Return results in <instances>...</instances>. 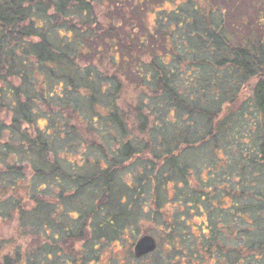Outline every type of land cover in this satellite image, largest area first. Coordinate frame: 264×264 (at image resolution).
I'll list each match as a JSON object with an SVG mask.
<instances>
[{
	"label": "trees",
	"instance_id": "1",
	"mask_svg": "<svg viewBox=\"0 0 264 264\" xmlns=\"http://www.w3.org/2000/svg\"><path fill=\"white\" fill-rule=\"evenodd\" d=\"M143 1L0 0V226L15 218L34 248L10 257L0 241V264H100L105 251L110 264H264V1L232 24L222 0H188L155 9L153 28ZM124 75L153 95L146 115L128 112L146 138L117 104ZM76 146L96 156L68 167L59 153ZM198 170L209 179L191 186ZM171 183L180 209L158 219ZM139 209L161 225L138 234ZM146 236L156 249L135 259Z\"/></svg>",
	"mask_w": 264,
	"mask_h": 264
},
{
	"label": "rangeland",
	"instance_id": "2",
	"mask_svg": "<svg viewBox=\"0 0 264 264\" xmlns=\"http://www.w3.org/2000/svg\"><path fill=\"white\" fill-rule=\"evenodd\" d=\"M261 1H264V0H261ZM260 0H222L223 3L226 4L228 10H229V14L231 16V20H234V21H231L232 24H241L242 21H243V13H239L243 8H244V12L245 13H251V14H254L255 15V12H253V8L255 6H257L260 2ZM188 0H144L142 3L145 4L147 7H148V12L146 14V16H143V24L145 27H150V28H153V24L155 25L156 24V17L155 15L153 14L154 13V10L155 9H162V10H166V11H169V9H174V8H183V9H188V4H187ZM247 4V6H246ZM221 4H219L220 6ZM246 6V7H245ZM262 5H258L256 8H257V11L259 9H261ZM206 11H212L211 9H206ZM97 13H98V17L99 19H102V17H107V13H105V8L102 7L101 5H99L97 7ZM250 16V15H249ZM260 15H258L259 17ZM118 21V20H117ZM262 21V20H260ZM141 30L137 29L136 32H140ZM258 32H261L264 34V24L260 26V28H258ZM142 34V33H141ZM159 53V56H161V58H164L163 57V51L161 52H158ZM107 62V61H106ZM104 62V63H106ZM146 63H150L149 59L147 60ZM108 67L107 63L105 64V67ZM123 74H126V73H123ZM125 77V75H124ZM126 81H124V84H125V87H127L125 90H123V95L120 96V98H118V106L121 107L123 109V111L125 112V114H127L128 117H130L128 120V124L130 125V127H127L129 133L131 134L132 132L130 130L133 131L134 134H137V135H141L143 136L144 138H146V133L148 131V129H144L145 132H142L141 134L139 133L140 131L139 130H136L138 125H137V119L138 117H136V115H134L133 113L129 114V107H140V110L142 111L143 114L146 115V106L143 105L144 102H147L145 100V96L147 94H149L146 90L145 87L142 86V84L138 81H136L135 79L133 78H130V77H125ZM184 80V79H183ZM182 79H180L181 82H183ZM255 85V81H252L248 86H246V89H245V92L243 94L245 95H248L250 94L251 92V88ZM209 93V96L212 97L213 95H215V92L214 91H208ZM141 95V98L139 99ZM150 95V94H149ZM143 96V97H142ZM153 95H150L148 97H152ZM168 116V119H169V122H173L176 115H171V113H169ZM185 121L191 125H196V122H197V118L195 117H192V116H185ZM131 121V123H129ZM156 121V120H155ZM245 122H248L247 120H245ZM45 124V121H40L39 122V126L41 127L42 125ZM245 124V123H244ZM128 125V126H129ZM151 127V125H150ZM112 140L109 139L108 143L107 144H104L105 146H109L111 145L112 147ZM64 150V149H63ZM63 150L59 153L60 157L63 158L64 157V164L66 162H71L73 163L74 165H71L69 164L68 167L72 166H77V164H80V160L81 158L84 160V159H87V158H90L92 159L95 155V152L92 151V150H87V154L85 155H80L82 153V146H76L75 148H71L70 150H68L69 152H63ZM60 151V150H59ZM204 157V155H203ZM217 157H222V152L221 150L218 151L217 153ZM206 159H204V161L209 164V161L206 157H204ZM95 159V158H94ZM123 173H130L132 172V175H135L136 176H139L141 175L142 173H140L138 171V168L136 166H133L131 169H128V168H125L123 169ZM140 173V174H139ZM206 173L207 171H205L204 173H201L199 172H194V175H193V178H195L196 180H193L192 178V185L191 186H195V183H197V181H202V182H205L207 181L206 179H209L208 178V175L206 176ZM141 176H144L143 174ZM207 177V178H206ZM125 182L126 184H129L131 186H135V184L132 183L131 179H125ZM150 185V184H149ZM148 184L147 185H144L143 187V192L145 191L144 193V200H148V198L151 197V193H150V186ZM173 184H169L168 185V188L162 192V196H163V204L160 203V205L162 206V208H160V210H158V216L157 218L160 219L161 216H163L164 220H167V219H170L171 216H172V219L174 216H176L179 211L180 208L174 206L175 203H173V197H175V192L173 191ZM211 185V180L210 182L207 184H205L206 187H209ZM74 192H72V195H73ZM141 196L138 197V199H140ZM227 203L225 204V207H227L229 204H230V201L229 200H226ZM189 214V220H190V216L192 217V212H190ZM151 215V214H150ZM135 220L137 219V221L139 222L138 224H135V230L138 234H144L145 235V232L147 230V227L151 224L155 225V226H160L161 223H158L157 221L154 222L152 220H149L148 218V214H147V210L145 209L143 211V209H139L138 212L135 213ZM189 220L186 221V224H188ZM172 222V221H171ZM198 222V220H196V223ZM16 219L14 218L12 221H9L7 223H3L2 226H0V241L1 242H5L6 245H8L9 247L11 246L12 249L11 251H8V255H10V257L12 256L13 254V251L15 248H18L19 250H21V254H22V257L25 256L26 253H31L33 252V249L34 248H29V249H26L28 248V244H30L28 241L25 240V242H21V239L20 237H18L17 233L15 232V226H16ZM148 231V230H147ZM20 234V233H19ZM127 236H129V238L132 239V236L128 233ZM79 247V245L77 246V248ZM115 248V247H113ZM112 248V249H113ZM103 251V250H102ZM109 251V250H107ZM118 252V251H117ZM107 252L105 251L103 253V259L101 261L100 264H110L109 262H107V256H106ZM118 254H121L120 252H118ZM43 255L40 254L39 257H35L33 256V260L35 262H37V260ZM21 257V259H22ZM43 260H40V262H38L39 264L42 263Z\"/></svg>",
	"mask_w": 264,
	"mask_h": 264
},
{
	"label": "water",
	"instance_id": "3",
	"mask_svg": "<svg viewBox=\"0 0 264 264\" xmlns=\"http://www.w3.org/2000/svg\"><path fill=\"white\" fill-rule=\"evenodd\" d=\"M135 257L145 256L148 253L153 252L155 248V242L153 238L148 236L144 237V239L140 240L135 246Z\"/></svg>",
	"mask_w": 264,
	"mask_h": 264
},
{
	"label": "flooded vegetation",
	"instance_id": "4",
	"mask_svg": "<svg viewBox=\"0 0 264 264\" xmlns=\"http://www.w3.org/2000/svg\"><path fill=\"white\" fill-rule=\"evenodd\" d=\"M148 237H150V236H148ZM151 238V237H150ZM142 239H144V237H141L139 240H137L136 242H135V245H134V247H133V255H134V258L136 259V258H142V257H145V256H147V255H145V256H141V257H135V246H136V244L140 241V240H142ZM155 242V241H154ZM155 247H156V243H155Z\"/></svg>",
	"mask_w": 264,
	"mask_h": 264
}]
</instances>
